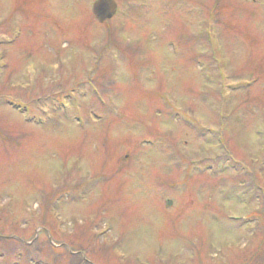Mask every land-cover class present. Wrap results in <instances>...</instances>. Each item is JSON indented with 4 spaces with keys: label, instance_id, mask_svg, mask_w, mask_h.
Here are the masks:
<instances>
[{
    "label": "rangeland",
    "instance_id": "obj_1",
    "mask_svg": "<svg viewBox=\"0 0 264 264\" xmlns=\"http://www.w3.org/2000/svg\"><path fill=\"white\" fill-rule=\"evenodd\" d=\"M92 1L0 0V264H264V0Z\"/></svg>",
    "mask_w": 264,
    "mask_h": 264
},
{
    "label": "water",
    "instance_id": "obj_2",
    "mask_svg": "<svg viewBox=\"0 0 264 264\" xmlns=\"http://www.w3.org/2000/svg\"><path fill=\"white\" fill-rule=\"evenodd\" d=\"M92 10L96 19L104 21L116 11V2L114 0H96L93 3Z\"/></svg>",
    "mask_w": 264,
    "mask_h": 264
}]
</instances>
